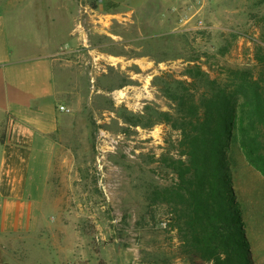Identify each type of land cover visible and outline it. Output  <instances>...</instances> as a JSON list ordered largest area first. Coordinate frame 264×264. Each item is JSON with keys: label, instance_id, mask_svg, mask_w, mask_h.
Masks as SVG:
<instances>
[{"label": "rangeland", "instance_id": "1", "mask_svg": "<svg viewBox=\"0 0 264 264\" xmlns=\"http://www.w3.org/2000/svg\"><path fill=\"white\" fill-rule=\"evenodd\" d=\"M0 6L13 50L48 48L69 109L36 230L0 231V264H201L166 200L180 159L178 98L198 103L243 72L264 89V0ZM232 188L252 264H264V176L239 163Z\"/></svg>", "mask_w": 264, "mask_h": 264}, {"label": "trees", "instance_id": "2", "mask_svg": "<svg viewBox=\"0 0 264 264\" xmlns=\"http://www.w3.org/2000/svg\"><path fill=\"white\" fill-rule=\"evenodd\" d=\"M242 74L232 89L211 90L198 103L178 98L180 159L166 200L194 263L252 264L232 183L242 162L264 176V89L250 72Z\"/></svg>", "mask_w": 264, "mask_h": 264}, {"label": "crops", "instance_id": "3", "mask_svg": "<svg viewBox=\"0 0 264 264\" xmlns=\"http://www.w3.org/2000/svg\"><path fill=\"white\" fill-rule=\"evenodd\" d=\"M9 37L0 6V231L19 233L36 230L66 117L48 48L15 51Z\"/></svg>", "mask_w": 264, "mask_h": 264}, {"label": "built area", "instance_id": "4", "mask_svg": "<svg viewBox=\"0 0 264 264\" xmlns=\"http://www.w3.org/2000/svg\"><path fill=\"white\" fill-rule=\"evenodd\" d=\"M59 111H60V112H63V113H69V109H67V108L64 107V106H60V107H59Z\"/></svg>", "mask_w": 264, "mask_h": 264}]
</instances>
